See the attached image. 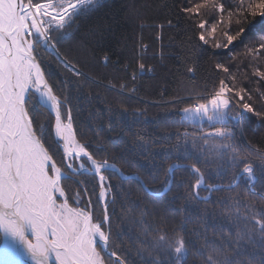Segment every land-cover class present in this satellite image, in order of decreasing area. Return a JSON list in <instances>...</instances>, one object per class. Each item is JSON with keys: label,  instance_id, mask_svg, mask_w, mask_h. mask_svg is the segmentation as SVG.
Returning <instances> with one entry per match:
<instances>
[{"label": "trees", "instance_id": "16d2710c", "mask_svg": "<svg viewBox=\"0 0 264 264\" xmlns=\"http://www.w3.org/2000/svg\"><path fill=\"white\" fill-rule=\"evenodd\" d=\"M196 3L201 0H190L188 6ZM184 6L185 0H106L94 4L60 33L61 42L56 45L63 58L83 74L59 65L43 50L42 68L56 91L70 99L74 128L88 141L95 157L113 162L125 175L137 174L151 192L165 188L173 163L200 168L205 185L232 184L245 164H251L257 176L254 192L248 188L246 176L232 188L209 191L194 187L199 176L191 169L176 168L168 192L153 196L137 180L104 171L114 185L107 197L115 241L111 251L127 258V264H175L173 257L155 262L142 256L145 248L163 237L184 242L186 253L180 264H208V260L227 264V258L237 252L243 264H261L264 232L253 219L264 220V102L259 100L260 94L264 99V88L256 77L243 72L249 68V53L241 51L238 56L237 47L246 39L252 45L264 44V25L258 23L262 17L242 15L241 22L233 25L237 33L244 30L239 36L234 32V47L216 50L214 39L208 38V29L216 19L204 16L203 10L199 15L185 14ZM200 20L211 23L208 29L196 27ZM201 31L207 44L197 38ZM218 39L224 45L225 40L218 36L215 42ZM217 63L239 73L237 87L246 88L245 102L258 115L255 118L245 113L240 132L233 124H224L232 133L225 141L235 147L243 163L225 159L220 171L196 158L202 153L196 147L202 131L190 124L183 128L179 121L180 110L188 101L180 99L183 95L191 89L207 94L224 78L216 69ZM140 64L144 65L141 76ZM35 106L43 128L50 123L49 111ZM70 181L61 182L65 191L67 182L75 187ZM82 182L90 194L94 178Z\"/></svg>", "mask_w": 264, "mask_h": 264}, {"label": "snow or ice", "instance_id": "6c2138e0", "mask_svg": "<svg viewBox=\"0 0 264 264\" xmlns=\"http://www.w3.org/2000/svg\"><path fill=\"white\" fill-rule=\"evenodd\" d=\"M189 3L190 0H185L182 11L190 16L217 7L224 12V4L217 5L216 0H204L192 6ZM89 4L91 0H0V229L26 246L34 264H50L53 257L55 264H127V258L108 250L115 244L112 219L107 211V194L114 185L104 170L112 165L104 158L97 159L89 150L88 141L74 128L70 99L56 91L42 68V50L55 51L61 42L60 33L70 28L83 6ZM235 8L236 11L228 12L229 25L233 17L237 24L242 15L264 17V0H239ZM221 23H225L223 17L213 25V34ZM207 24L208 20H200L196 27L203 30ZM243 31L240 29L237 36ZM225 35L227 43L223 47L228 48L237 36ZM197 38L207 44L202 31ZM139 67L144 69L143 64ZM216 69L229 73V68L221 63L216 64ZM252 75L257 83L264 82V71L255 68ZM232 80L235 81L234 76ZM246 91L220 79L208 95L197 96L194 103L180 112L188 120L206 118L210 123L223 122L225 110L244 101ZM30 101L43 103L49 109L50 123L43 128L35 121ZM241 107L247 112L254 111L246 102ZM201 135L207 141L210 135L231 137L232 133L225 127ZM77 161H81L80 169L85 168L83 161H87L94 172L93 191L99 189L97 201L104 204L99 217L89 206H73L66 197L61 183L65 178L62 168L71 170ZM192 171L201 174L195 165ZM243 172L250 179L254 176L251 164H245ZM201 184L202 179H197L194 187L199 188ZM207 188L222 190L220 185L209 184ZM253 224L264 232V220L254 218ZM25 226L31 229V239L25 234ZM159 240L164 243L163 237ZM183 244L181 241L174 248L178 254L175 264H180L179 257L186 253ZM239 256L237 252L235 257H228L227 264H243ZM208 264L212 261L208 260Z\"/></svg>", "mask_w": 264, "mask_h": 264}, {"label": "rangeland", "instance_id": "374dc122", "mask_svg": "<svg viewBox=\"0 0 264 264\" xmlns=\"http://www.w3.org/2000/svg\"><path fill=\"white\" fill-rule=\"evenodd\" d=\"M102 1H106V0H91V4L83 6V10L88 8V7H90V6H92V5H94V4H98V3L102 2ZM202 2H204V0H201V3ZM238 2H239V0H216L217 5H219L221 3L224 4V12L223 13H221L219 11L218 7L216 9H203V15L204 16H208L211 19L215 18L216 19V23H217V21H219L221 19V17H223V19L225 21V23H221V24H219L217 26L218 30H216V32L214 34L211 31L213 26L209 27V29H208V25L211 24L210 22H208V25H206V27H205V28L208 29V31L210 33V36L208 38L210 40H211V38L214 39V41H212V40L211 41L214 42V47L216 48V50L227 49V48L223 47V45H221V41H219V39H218V42H215V41H217L218 36L225 40V41H223V43L225 45L227 43L225 33L232 34V35L237 33L236 30H234V27H233L234 23H236L235 22L236 17H233L232 23L230 25L227 24V18H228V12L229 11H233V12L236 11L235 5ZM246 2H247V0H246ZM258 23L264 25V17H262L261 20ZM219 28H221V30H222L221 32H219ZM218 32H219V34H218ZM216 34H218V36ZM241 42L242 43L237 47V51H238V52L236 51L237 55L240 56V52L241 51L249 53L248 63H247L249 68L245 69L243 72L244 73L246 72L247 74L251 75L255 68H258L261 71H264V47H261V45H259V44L258 45H256V44L252 45L250 43V41H248V39L241 40ZM217 44H220L221 47L217 48L216 47ZM234 45L235 44L233 43L230 47H234ZM262 45H264V44H262ZM251 47H254V48H252L253 49L252 51L250 49ZM45 52L48 53L49 55H51L52 57H54V59L57 61V63L59 65H61L63 67H66L65 64H67L66 68H68L72 72L75 71L74 74H83V73H81L79 68H78V71H77L76 68H74V66L72 64H70L67 60H65L63 58V56L61 55V52L58 50V48H55V51L48 50V51H45ZM140 62H141V60H140ZM230 71H229V73H224L222 70H220V72L222 74V77H224L223 79H227L228 82H230L229 83L230 86L235 85V87L238 89L237 82H236V80L233 81L232 77L233 76L234 77L238 76L239 73H237V72L234 73V72H230ZM141 74L143 75V70H141L140 67H139L138 75L141 76ZM138 75H137V77H138ZM135 76L136 75H134V74L132 75L133 79L135 78ZM261 85L264 88V82H262ZM195 92H197V91L196 90L192 91V89H191L190 92L188 93V95H185V96L183 95L182 98H180V99L188 100V101H186V104L182 108L190 106V103H194L197 96H199V95H208L209 94V92L207 94L202 93V92H199V93H195ZM259 96H260L259 100L261 102H264V99L262 98V95L260 94ZM246 97L247 96L245 94V100L244 101L235 103L234 106L230 107V109L225 110V117H224V121L223 122L213 121V122L210 123V122L207 121L206 118L204 120H188V119H185L183 117L182 113L180 114L181 118H180L179 121L181 123H184L183 124V128L188 129L189 124H190V125H192L191 127L197 128L199 132L202 131V133H204V134L214 132L215 128H222L223 129V128H225L224 124H229V123L233 124V126L237 127V129L240 132V130L242 129V126H243V120H244L245 113H249V114L251 113V115H253V117L258 118V115L254 114V112H247V111L242 110L241 105H242V103H245ZM189 98H191V100H189ZM35 104H37L35 101H30V108L33 110V116L35 118V121L37 120L38 124L42 127L43 121L41 119V115H36L35 114L36 113ZM254 104L256 105L257 103L254 102ZM39 106L42 107V108L44 107L42 105V103H39ZM44 108L47 109L46 107H44ZM261 109H263L262 105H261ZM209 114L211 115V112ZM241 124H242V126H241ZM198 139H199L198 142L200 144H198L196 147L199 148V149L201 148L202 149V151H201L202 153H200V155L196 156V158L199 161H201V163L203 165H206V163L209 164V166L211 168H213L215 171H220L221 167L224 166V164L228 160H229V163L239 162L241 160V157L236 153L235 147L230 143V141H229V143H227L225 141V137H217V136L210 135L208 137L207 141H205L203 139L202 135L200 134ZM226 146H228V147H226ZM196 154H198V153L196 152ZM225 159H227L226 162H225ZM76 165H78V164H76ZM172 165L173 164H171L169 166L168 171H169L170 167H173ZM182 167H177V168H182ZM79 169L80 168L78 167V170ZM89 169L91 170V168H89ZM175 169L176 168H174L172 170V175H170V171H169V180H170V177L172 176L171 182L173 181V172H174ZM189 169H191V168H189ZM62 171L67 175V178H65V179H69L71 181L76 182L75 176L71 172H69L68 169H66V170L62 169ZM120 177L123 178V176H120ZM236 178L237 177H235V180L232 182V184L235 183ZM125 179H132V178H125ZM248 179L250 180V178H248ZM133 180H136V179H133ZM169 180H168V183H169ZM256 181H257V179H256ZM256 181H255V183H256ZM71 183H69V182L66 183V187H67L68 191H65L66 197L69 199V201H71L70 204H72L73 206H87V204L85 202V198L87 196L86 191H84L83 189H80V187H77L76 185L74 187V185H72ZM168 183H167V185H168ZM167 185L165 186V188L167 187ZM171 185H172V183H171ZM204 185H205V182H204ZM170 187H169V189H170ZM200 187H202V186H200ZM142 188H143V186H142ZM162 191H160V192H151L150 191V192L151 193H161ZM163 194H161L159 196H162ZM96 197H97V193L92 195L93 205H94L95 209H99V205H98L99 203L97 202ZM95 209H93L94 213L98 217V214L96 213L98 211L95 210ZM2 241H3V238L0 235V248L2 246ZM180 244H181V241L178 240V239H176V240L173 239L172 241H168V240L164 239V243H160V240H158L157 243H154L151 246H148L149 249L145 248L144 252L142 253V256L148 261H155V262H159L162 259L163 260L164 259L165 260H169L170 257H173L174 259H177L178 254H176L174 252V248L177 247V246H180ZM169 250H171V255H169ZM181 257L182 256H180L179 259Z\"/></svg>", "mask_w": 264, "mask_h": 264}, {"label": "bare ground", "instance_id": "6f19581e", "mask_svg": "<svg viewBox=\"0 0 264 264\" xmlns=\"http://www.w3.org/2000/svg\"><path fill=\"white\" fill-rule=\"evenodd\" d=\"M83 162L85 163V168L83 169V172H80L78 170V165H76V164L81 163V161H77V162H75V165H74L72 174L76 178L75 179L76 180L75 185L77 187H80V189H83L84 191H86L87 196L85 198V202H86L87 206H89L91 208V210L94 212L93 209H95V208H94V205H93L92 195L93 194H96V193L98 195L99 189L96 188L94 191L91 189L90 194L88 193V191H87L86 187L84 186L82 180L84 182L88 183L89 177L94 178V175L92 173H90V171H89L90 170L89 169L90 166L88 165V162L87 161H83ZM108 163L110 165H112V166L114 165L113 162H109L108 161ZM110 170H112V167L111 168H107L104 171H110ZM112 171H114V170H112ZM114 172L116 174H118L116 171H114ZM123 179H125V178L123 177ZM62 181H63V179H62ZM95 184H96V180H95V183H93L91 185V187L93 188V185H95ZM109 195H110V191L108 192L107 197ZM96 200H97V197H96ZM89 201H91V204L90 205L88 204ZM98 205H99V209H95V210H97V211H99L101 213L103 211V206L100 205V203ZM108 214H109V212H108ZM0 231L2 232L0 235L3 238L2 246L0 248V264H34L32 258H31V254L27 251L26 246L24 244L22 246H20V247H16L15 245L12 244L13 242L11 243V240H13V237L9 233L5 232L3 229H0ZM31 235H32L31 234V229H30V227H28V234H27V236H28L29 239H31ZM18 241H19V239H17V242ZM19 255L22 257V260L21 261L19 260ZM50 264H55L54 257L50 261Z\"/></svg>", "mask_w": 264, "mask_h": 264}, {"label": "water", "instance_id": "95a60500", "mask_svg": "<svg viewBox=\"0 0 264 264\" xmlns=\"http://www.w3.org/2000/svg\"><path fill=\"white\" fill-rule=\"evenodd\" d=\"M43 105V104H42ZM44 107H46L47 109H48V107L47 106H45V105H43ZM49 110V109H48ZM176 166V167H182L183 165H178V164H176V163H173V165L172 166ZM175 167V168H176ZM183 167H187V168H191L192 169V166H189V165H186V166H183ZM112 169L114 170V171H116L120 176H123L124 178H132V179H136V180H138L139 182H140V184L143 186V189L146 191V192H148L149 194H152V195H154V196H159V195H161V194H163V193H166L167 191H168V189H169V187L171 186V180H172V176L170 177V180H169V183H168V185H167V187L161 192V193H151L148 189H147V187L145 186V184H144V182L142 181V179L138 176V175H136V174H132V175H125L122 171H120L119 170V168H117V166L116 165H113L112 166ZM174 168L173 167H170V169H169V171H170V175H172V170H173ZM89 170V169H88ZM69 172H73V169H71V170H68ZM79 171L80 172H83V169H79ZM90 171V173H92L93 175H94V172H93V170L91 169V170H89ZM62 173H63V176L65 177V178H67V175L62 171ZM243 175H247L246 173H244L243 172V169L237 174V178H236V181H235V183L234 184H232V187H234L238 182H239V179H240V177L241 176H243ZM248 176V175H247ZM199 179H202V184H201V186L204 188V189H208L207 188V185H204V178H203V176H202V174H200L199 175ZM256 179H257V177L255 176V174H254V176H253V178H251L250 179V182H249V184H248V188L250 189V190H252V186H253V184L255 183V181H256ZM222 188H224V189H228V188H232V187H229V186H224V185H220ZM100 203V205H102L103 207H104V204H103V202H99ZM91 209V208H90ZM2 231V230H1ZM0 231V233H2ZM25 234L27 235L28 234V227L27 226H25ZM13 242V243H12ZM11 243L13 244V245H15L16 247H20V246H22L23 245V243L21 242V241H18L17 242V238H14L13 237V240H11ZM11 244V245H12ZM109 250V249H108ZM110 251V250H109ZM19 260L21 261L22 260V257L19 255Z\"/></svg>", "mask_w": 264, "mask_h": 264}, {"label": "flooded vegetation", "instance_id": "af4514ba", "mask_svg": "<svg viewBox=\"0 0 264 264\" xmlns=\"http://www.w3.org/2000/svg\"><path fill=\"white\" fill-rule=\"evenodd\" d=\"M95 214V213H94Z\"/></svg>", "mask_w": 264, "mask_h": 264}]
</instances>
